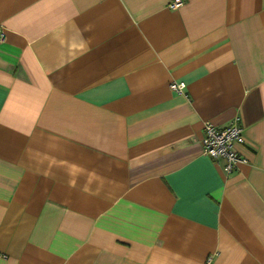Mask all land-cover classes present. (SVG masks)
Returning <instances> with one entry per match:
<instances>
[{"label":"crops","instance_id":"1","mask_svg":"<svg viewBox=\"0 0 264 264\" xmlns=\"http://www.w3.org/2000/svg\"><path fill=\"white\" fill-rule=\"evenodd\" d=\"M170 1L0 0V264H264V0Z\"/></svg>","mask_w":264,"mask_h":264},{"label":"built area","instance_id":"2","mask_svg":"<svg viewBox=\"0 0 264 264\" xmlns=\"http://www.w3.org/2000/svg\"><path fill=\"white\" fill-rule=\"evenodd\" d=\"M182 4V0H172L169 8L175 9ZM5 40V31L0 27V42ZM172 91L182 93L184 84L171 82ZM202 152L217 162L221 163L226 174L233 172L240 163L246 162L235 149L237 144L245 143L243 128L239 123V117L234 119L225 127L218 128L210 122L203 124V136L200 140Z\"/></svg>","mask_w":264,"mask_h":264}]
</instances>
